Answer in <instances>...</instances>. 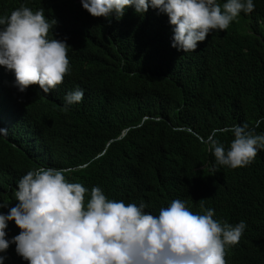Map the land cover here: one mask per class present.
Instances as JSON below:
<instances>
[{
    "label": "trees",
    "instance_id": "1",
    "mask_svg": "<svg viewBox=\"0 0 264 264\" xmlns=\"http://www.w3.org/2000/svg\"><path fill=\"white\" fill-rule=\"evenodd\" d=\"M54 2L24 5L46 15ZM253 3L250 13L187 52L171 47L165 14L136 16L129 7L113 16L111 41L107 19L72 10L68 28L85 32L67 35L70 72L53 92L32 91L7 107L18 109L33 135L10 123L7 139L24 151L0 136V194L11 187L0 213H7L17 181L47 164L69 169L66 178L88 189L85 201L95 185L109 199L143 201L153 215L181 199L194 213L212 208L222 224L244 221L245 234L226 247L225 262L264 264V149L237 168L217 164L210 150L213 141L228 147L233 124L264 133V0ZM77 87L82 100L65 105Z\"/></svg>",
    "mask_w": 264,
    "mask_h": 264
},
{
    "label": "clouds",
    "instance_id": "2",
    "mask_svg": "<svg viewBox=\"0 0 264 264\" xmlns=\"http://www.w3.org/2000/svg\"><path fill=\"white\" fill-rule=\"evenodd\" d=\"M25 1L0 4V136L19 151H24L21 145L7 139L10 123L24 137L33 135V128L23 126L18 109L7 107L32 91L53 92L70 72L73 51L67 35L85 32L73 24L68 28L72 10L107 19L111 41L113 16L122 17L127 8L136 16L165 14L172 26L171 47L187 52L211 30L227 29L241 12L255 7L253 0H55L45 15L43 8L34 10ZM83 95L74 88L65 94V105L80 102ZM228 132L227 148L217 141L210 145L219 165L247 166L264 149V133L247 124H233ZM68 170L44 164L17 181L7 213H0V264H226V247L245 234L244 221L222 224L213 219L212 208L194 213L181 199L153 215L144 211L143 201L109 199L94 185L85 201L88 189L69 181ZM10 188L1 190L0 199ZM4 204L0 200V210Z\"/></svg>",
    "mask_w": 264,
    "mask_h": 264
},
{
    "label": "bare ground",
    "instance_id": "3",
    "mask_svg": "<svg viewBox=\"0 0 264 264\" xmlns=\"http://www.w3.org/2000/svg\"><path fill=\"white\" fill-rule=\"evenodd\" d=\"M229 253H231V250L230 251H228Z\"/></svg>",
    "mask_w": 264,
    "mask_h": 264
}]
</instances>
